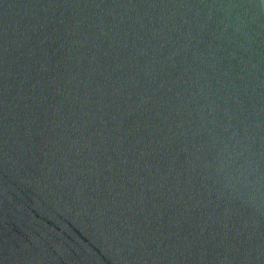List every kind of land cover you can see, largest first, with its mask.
Masks as SVG:
<instances>
[{
    "label": "water",
    "instance_id": "water-1",
    "mask_svg": "<svg viewBox=\"0 0 264 264\" xmlns=\"http://www.w3.org/2000/svg\"><path fill=\"white\" fill-rule=\"evenodd\" d=\"M0 264H264V0H0Z\"/></svg>",
    "mask_w": 264,
    "mask_h": 264
}]
</instances>
